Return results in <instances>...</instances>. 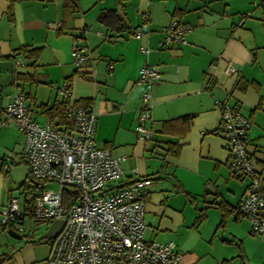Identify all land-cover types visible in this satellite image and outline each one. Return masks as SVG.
<instances>
[{"label": "crops", "instance_id": "1", "mask_svg": "<svg viewBox=\"0 0 264 264\" xmlns=\"http://www.w3.org/2000/svg\"><path fill=\"white\" fill-rule=\"evenodd\" d=\"M71 4L75 9L64 22ZM8 5L0 0V60L22 63L14 68L12 91L2 88L1 102L24 92L32 116L42 122L49 121L41 105L66 99L67 107L90 106L96 145L119 158L116 184L152 180L144 238L172 242L182 253L179 264H264V238L233 213L249 180L229 169L214 102L225 101L252 121L247 148L264 186V0H15L12 15ZM106 10H114L121 24L100 20ZM173 18L190 24L187 42L161 46L162 28ZM79 34L90 58L76 66L71 51ZM21 46L39 49L38 57L16 54ZM228 61L238 74L226 71ZM145 64L157 65L160 77L140 84ZM16 71L27 73L19 86ZM61 85L69 88L68 98L58 94ZM144 90L150 94L149 139L135 132ZM23 148L14 121H0V204L12 195L24 202L37 192ZM9 229L17 231L0 223V254L10 257L3 264H69L48 262L46 239L10 241L4 236Z\"/></svg>", "mask_w": 264, "mask_h": 264}, {"label": "built area", "instance_id": "2", "mask_svg": "<svg viewBox=\"0 0 264 264\" xmlns=\"http://www.w3.org/2000/svg\"><path fill=\"white\" fill-rule=\"evenodd\" d=\"M190 24L173 18L162 28L161 46L182 45L187 42ZM141 36V30L135 31ZM71 51L76 66L87 63L90 54L83 52V38L76 36ZM146 51V48H142ZM17 65L22 62L15 60ZM228 73L239 69L230 61ZM160 77L155 64H145L138 72L137 83L145 84ZM58 94L70 96L67 86H57ZM149 92L144 90L141 110L135 132L139 139L152 137L146 125L149 119ZM220 110L219 130L229 153L228 166L232 174L248 178L247 189L233 209L235 216H244L250 222L253 234L264 238V186L249 152L250 118L232 105L214 100ZM75 128L63 130L50 122L34 118L24 92L15 93L11 100H0V121L12 119L24 134L23 152L30 175L42 182L59 184V189L42 188L25 196L24 202L16 195L0 204V223L25 230L27 218L50 224L62 219L58 234L49 240L51 251L48 262L69 264H179L182 253L172 242L144 238L145 196L152 180L138 177L129 183L117 185L121 174L119 158L108 148L98 147L95 141L97 116L88 105H68ZM77 191L67 205L64 188ZM24 204V207H23Z\"/></svg>", "mask_w": 264, "mask_h": 264}, {"label": "trees", "instance_id": "3", "mask_svg": "<svg viewBox=\"0 0 264 264\" xmlns=\"http://www.w3.org/2000/svg\"><path fill=\"white\" fill-rule=\"evenodd\" d=\"M15 0H8L9 5L7 8V12L8 14L12 15V8H13V3ZM70 12H68V14L64 17V22L66 21V19L69 17L71 11H73L75 9V5L71 4L70 5ZM100 20H107L109 18H112L113 20H115L116 22H118L119 24H121L120 22V18L119 16L115 13L114 10H106L104 12H102L99 16ZM63 25V24H62ZM62 28H60L58 30V32H61ZM80 37H82L81 34H79ZM83 38V37H82ZM16 54L22 55L24 58L26 59H36L39 55V49L37 48H28L27 46H21L18 48ZM15 54V55H16ZM27 73H23L21 71H16L15 72V82L16 84L19 86L20 82L23 81L27 76ZM30 77V76H29ZM41 112L48 118V121L56 126L61 127L63 130L69 131V130H73L75 128V123L73 118L70 116L69 111H68V107H67V100L63 99L61 101H57L54 102L52 105H41ZM29 177L35 181L37 184H39L40 180H36L34 179L31 175H29ZM24 182H22L21 184H23ZM77 193V191L75 192L74 189H72L71 187H65L64 188V203L65 205H67L69 203V201L71 200V196L75 197V194ZM216 205L222 209L223 211H228L225 204L222 203V201L216 202ZM231 209H229V211H231ZM204 216V212L201 211L199 214V219H201ZM5 228H8L9 225H4ZM47 241L52 239L45 238ZM10 257L8 256V254L3 253L0 254V264H3V262L5 260H8Z\"/></svg>", "mask_w": 264, "mask_h": 264}, {"label": "rangeland", "instance_id": "4", "mask_svg": "<svg viewBox=\"0 0 264 264\" xmlns=\"http://www.w3.org/2000/svg\"><path fill=\"white\" fill-rule=\"evenodd\" d=\"M12 88L13 86L10 85L8 87H5L4 89H7V91H12ZM42 188H46V189H49V188H52V189H59L60 186L59 184L57 183H54V182H40L39 184H37L35 187H34V190L35 191H38ZM49 226V224L45 223V222H36L34 220H31L29 218L26 219L25 221V230L22 231L21 234L22 235V240L24 241L25 239H31V240H34V241H40V240H44L45 237H44V233L47 229V227ZM4 236L10 240V241H15L16 239L14 237H12L11 235H9L8 233H5ZM30 237V238H29ZM47 241V240H45ZM49 242V241H47ZM2 245V244H1ZM4 246L5 245H2L0 247V249H4ZM7 250L9 251V249L7 248Z\"/></svg>", "mask_w": 264, "mask_h": 264}, {"label": "water", "instance_id": "5", "mask_svg": "<svg viewBox=\"0 0 264 264\" xmlns=\"http://www.w3.org/2000/svg\"><path fill=\"white\" fill-rule=\"evenodd\" d=\"M15 60H13V59H2V60H0V70L5 72L4 74L0 73V92H1L3 87H8V86L12 85V83L14 81V68H15V66H18L15 63ZM62 225H63L62 219H56V220L52 221L49 224V226L47 227V229L44 233V237L45 238H54L58 234ZM8 233L15 238H21V236H22L21 234H19L14 229H9Z\"/></svg>", "mask_w": 264, "mask_h": 264}]
</instances>
